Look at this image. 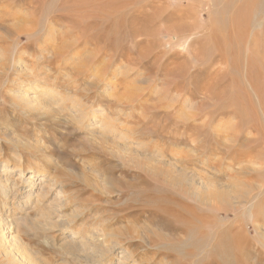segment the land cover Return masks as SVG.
Returning a JSON list of instances; mask_svg holds the SVG:
<instances>
[{"label": "rangeland", "instance_id": "374dc122", "mask_svg": "<svg viewBox=\"0 0 264 264\" xmlns=\"http://www.w3.org/2000/svg\"><path fill=\"white\" fill-rule=\"evenodd\" d=\"M2 6L18 18L12 24L0 21V37L11 39L0 44L14 47L13 53L28 46V54H36L48 20L59 24L61 30L90 31L89 36L93 34L91 27L101 29L96 31L98 34L104 32V26H114L110 44L114 49L122 48L116 53L122 63L118 61L119 66L113 72L129 75L117 78L112 74L111 82L96 91L102 97L94 101L90 110L97 109L98 118H92L90 113L87 125L101 124L100 114L110 113L113 95L122 92L119 84L128 83L143 98L146 107L137 110L134 119H126L144 121L138 135L125 142L126 148L137 152L136 157L147 155L156 161L164 156L179 169L184 168L185 172L222 189L228 187L239 168L240 175L232 188L248 189L251 183L264 182V0H0ZM136 10L143 14L139 17L131 14ZM123 11H127L126 15L116 13ZM33 19V25L40 27L36 34L15 35L17 26L26 28ZM106 35L109 34L105 32ZM137 39L141 41L138 45ZM33 84L36 85L35 80ZM0 89V146L6 153L23 152L24 143L43 147L41 154L51 157L53 165H58L55 176L60 177L66 191L74 196L67 206L59 208L67 216L77 215L74 227L81 228L86 235L101 224L106 231L126 228L122 230L124 240L119 250L123 255L134 251L136 263L129 259V264H158L161 258L155 261V251L168 252L176 264H190L185 256L198 242L186 234L183 219L189 216L186 207L198 209L186 183H179L178 174L160 169L156 163L152 171L149 159L131 162L130 151L118 158L111 154L106 143L92 139L88 132L75 130L63 117L64 113L54 117L27 116L10 103L11 90L19 88L2 83ZM28 94L36 96L32 91ZM37 96L58 112L60 106L50 98L41 93ZM60 108L63 111L64 106ZM126 109L123 111L129 113L130 109ZM113 136L117 139L118 134ZM195 138L204 146L201 151L193 150ZM7 156L8 159H0V169L6 161L13 160ZM217 159L223 163L214 167ZM26 160L21 163L26 174L23 181L30 176L26 172L29 167ZM34 172L39 175L34 180L38 185L36 181L43 179L44 167L39 165ZM13 177L8 179L11 187L19 173ZM23 181L16 187L18 194L10 193L5 198L9 206L14 203L13 207L19 206L21 210L13 208L15 212L8 216L5 201L0 200V217L29 219L20 227L18 236L26 249L34 253L33 257L41 259L39 264H74L67 252L69 231L56 233L53 241L35 229V223L43 219L31 212L35 203L29 207L21 205L27 191ZM89 181L97 182L100 190L89 188L85 183ZM119 183L123 186L121 193ZM51 200L54 199H48L46 205ZM220 218L229 219L226 215ZM249 236L252 241L255 234ZM0 264L5 262L0 259Z\"/></svg>", "mask_w": 264, "mask_h": 264}, {"label": "bare ground", "instance_id": "6f19581e", "mask_svg": "<svg viewBox=\"0 0 264 264\" xmlns=\"http://www.w3.org/2000/svg\"><path fill=\"white\" fill-rule=\"evenodd\" d=\"M2 8L3 6L0 7V21L3 24L10 21V24H12L18 19L15 16L16 14L4 11ZM116 13H118V16H123L124 14L126 15L127 11ZM131 14L139 17L143 12L136 10V13ZM33 21L26 28L17 26L18 31L15 32V35L36 34L40 27H35L33 25L35 21L34 23ZM58 25L53 20H48L46 27H41L44 28V30L42 29L43 32L41 31L43 39L39 40L41 42H39L40 45L38 47L35 45L38 50L36 54L29 55L27 50L30 47L26 45V47L17 48L16 53H13L14 47L11 48L10 45H7L8 43L6 46L0 44L2 45L0 46V54L2 53L3 55L0 58V84H11L12 87L19 88L16 91L11 90L9 95L10 103L27 116L38 115L43 117L47 115L54 117L59 116L58 113H64L63 117H66L75 130L88 132L92 139L106 143L111 149V154L118 155V158L123 153L130 151L131 155L133 154V158L131 156L130 159L131 162H137L135 159H149L147 155L136 157L137 152L135 150L133 152L130 148H126L125 142L133 140L144 125V121H139V118L135 119L136 121L138 120L137 122L126 119H134L133 115H135L134 113L137 110L146 108L143 98H140L139 93L134 90L135 88H132V85L130 87V84L127 85L128 83L119 84L122 92L119 95L118 93L113 95L112 102L114 105H112L110 113L100 114L101 124L98 127H91L85 123L90 120V113L92 118H98L97 109L96 111L90 110L95 105L94 101L102 97V94L96 91L102 85L111 82L112 74L117 78L129 75L122 72L120 74L113 72L117 63H119L118 61L121 60L116 53L122 51V48L114 49L116 47L112 48L110 44L113 41L110 33L114 26H104L105 30L102 29L104 32L98 34L96 31L99 29L91 27L93 34L89 36L88 33L90 31L87 33L80 29L82 31L78 30L79 32L76 33L77 30L75 32L68 31L70 28L66 29L67 31L61 30ZM63 25L65 26V24ZM8 30L10 31V29ZM105 32L109 35L105 36ZM85 33L88 34L87 38L89 40L86 38L81 41ZM93 38L99 39L94 40ZM7 39L11 41L10 38L4 37L0 39V43L2 41L6 42ZM98 40L100 41L99 43L97 42ZM140 42L137 39L135 44L138 45ZM82 57L86 58L82 59ZM120 62L122 63V61ZM123 68L121 67V69ZM33 80L36 81L35 86ZM30 91L34 92L36 96L30 97L28 94ZM80 92H83V95ZM40 93L50 98L56 106H64L63 111L59 107L56 113V110L51 109L47 102H43L38 98L37 94ZM5 100L7 102V97H5ZM126 108L130 109L129 113L123 111ZM115 134H118L119 138L117 136V139H113ZM16 142H18L17 146H20V141L16 140ZM192 143L194 144L193 150L195 152L204 148V146H201L203 144L199 145L197 143L196 138L192 139ZM23 147L28 152L26 153L27 155H25L24 150L20 153L15 151L6 153L3 146H0V159H8L9 156L7 154L13 159L12 161H6L0 169V178L2 176L5 178L3 181L0 179V200L5 201L4 205L6 210H8V216L14 213L15 210H21L19 206L14 208L15 204L12 201V206H9L6 200L10 193L17 192L16 187L24 180L23 176L26 174L22 164L27 159L29 167L26 172L30 176L26 178V181H23L27 185L25 187L27 191L24 202L20 204L29 207V205L31 206L35 203L30 210L36 213L39 219H43L41 223H35L34 225L35 229L38 230H36L37 232L40 231L39 233H42L47 240L52 239L54 241L56 233L64 234L65 231H69L71 237L67 241V252L74 264H112V259L116 254L117 259L114 264H129V259L133 261L134 251H128L123 255V252L119 250L121 249L119 246L122 245L121 243L124 240L122 230H126V228L114 229L111 227L110 229L113 228L112 230L109 231L108 229L106 231L102 229L103 225L101 224L102 227H100L101 225L96 226L91 234L86 235L83 234L84 231L81 228L74 227L77 215L67 216L59 209L67 206L70 198H74V196L72 193L67 192L69 190L66 191L67 187L61 182L60 177L55 176V170L57 172L59 170L58 165H53L51 157L41 154L44 152L42 150L43 147L27 143H24ZM212 152L214 153V151ZM39 153L43 156H39ZM214 155L216 154L214 153ZM149 162L152 171H155L156 163L158 168L167 171L169 169L178 174L179 183H186L189 191L195 197V206L198 211L194 206H191V208L186 207V209H189V216L183 219L186 226V234L190 236V240H197L198 242V246L185 256L186 260H190V264H264V182L251 183L248 189L244 187L232 188L233 182L240 175L241 170L239 168L236 170L237 173L233 174V177L227 183L228 187L222 189L204 181L199 176L191 174V172H185L184 168L179 169L178 165L169 163L164 156H160L156 161L155 158H150ZM222 163L223 160L217 159L213 165L218 167ZM46 164L48 167H46ZM39 165L44 167L45 174H41L43 179L39 182L36 181L37 185L34 180L35 178L38 180L39 175H35L34 171ZM64 166L61 165L60 167L67 169L72 167V165ZM69 170L72 171L73 169ZM52 171H54V175ZM14 173H19V177L15 179V185L11 187L12 185L8 179L14 178ZM106 178L108 177L106 176ZM85 183L95 192L100 190V185L97 182L91 183L89 181ZM122 187L120 184L119 193H121ZM33 192L34 194H32ZM15 197L17 196L15 195ZM50 198L54 199L50 202L53 204L48 203L46 205ZM222 215L228 216L229 219H221L220 216ZM8 216L6 219L0 217V259L5 264H39L41 259L38 256L34 258V253L26 249L24 242L18 236L20 227L29 219H15L16 217L9 219ZM230 217L237 218L230 220ZM250 234H255L252 241L249 238ZM18 253H21V256H18ZM26 255L30 256L27 257ZM172 257L168 252L155 251V261L161 258L160 261L164 262V264H176ZM133 262L136 263V261ZM161 262H158V264H162Z\"/></svg>", "mask_w": 264, "mask_h": 264}]
</instances>
